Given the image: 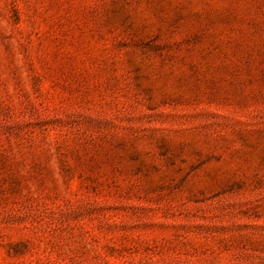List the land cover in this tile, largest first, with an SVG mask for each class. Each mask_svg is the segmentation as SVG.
Returning <instances> with one entry per match:
<instances>
[{
    "label": "rangeland",
    "instance_id": "rangeland-1",
    "mask_svg": "<svg viewBox=\"0 0 264 264\" xmlns=\"http://www.w3.org/2000/svg\"><path fill=\"white\" fill-rule=\"evenodd\" d=\"M0 264H264V0H0Z\"/></svg>",
    "mask_w": 264,
    "mask_h": 264
}]
</instances>
